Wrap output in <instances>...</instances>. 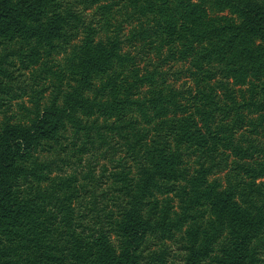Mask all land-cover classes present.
I'll list each match as a JSON object with an SVG mask.
<instances>
[{"label": "trees", "instance_id": "trees-1", "mask_svg": "<svg viewBox=\"0 0 264 264\" xmlns=\"http://www.w3.org/2000/svg\"><path fill=\"white\" fill-rule=\"evenodd\" d=\"M0 264H264V0H0Z\"/></svg>", "mask_w": 264, "mask_h": 264}, {"label": "rangeland", "instance_id": "rangeland-1", "mask_svg": "<svg viewBox=\"0 0 264 264\" xmlns=\"http://www.w3.org/2000/svg\"><path fill=\"white\" fill-rule=\"evenodd\" d=\"M177 84H180V82H178Z\"/></svg>", "mask_w": 264, "mask_h": 264}]
</instances>
